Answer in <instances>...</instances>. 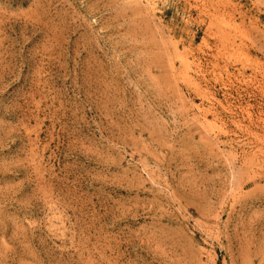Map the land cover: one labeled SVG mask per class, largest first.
<instances>
[{
	"label": "rangeland",
	"instance_id": "374dc122",
	"mask_svg": "<svg viewBox=\"0 0 264 264\" xmlns=\"http://www.w3.org/2000/svg\"><path fill=\"white\" fill-rule=\"evenodd\" d=\"M0 264H264V0H0Z\"/></svg>",
	"mask_w": 264,
	"mask_h": 264
}]
</instances>
